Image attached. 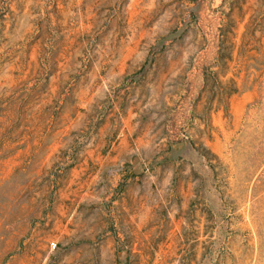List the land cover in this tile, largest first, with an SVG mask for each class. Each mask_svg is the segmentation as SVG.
Wrapping results in <instances>:
<instances>
[{"label": "rangeland", "instance_id": "374dc122", "mask_svg": "<svg viewBox=\"0 0 264 264\" xmlns=\"http://www.w3.org/2000/svg\"><path fill=\"white\" fill-rule=\"evenodd\" d=\"M0 264H264V0H0Z\"/></svg>", "mask_w": 264, "mask_h": 264}]
</instances>
